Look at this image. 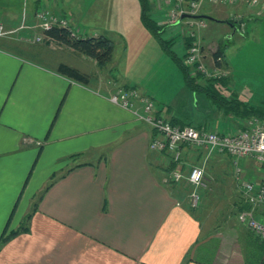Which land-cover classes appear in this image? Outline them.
I'll use <instances>...</instances> for the list:
<instances>
[{"label":"crops","instance_id":"obj_1","mask_svg":"<svg viewBox=\"0 0 264 264\" xmlns=\"http://www.w3.org/2000/svg\"><path fill=\"white\" fill-rule=\"evenodd\" d=\"M59 3L50 0L45 6L35 0L23 17L6 8L0 13V22L12 31L0 38V237L7 226L6 234L18 230L31 214L26 231L0 241V264H244L245 235L255 236L236 228L215 232L216 224L206 225L201 212L190 211L173 189L175 184L164 182L170 171L168 157L148 150L149 127L137 120L133 110L108 98L116 89L131 87L150 97L167 117L180 120L198 115L199 105L187 115L181 98L170 106L156 103L154 90L144 81L148 71L129 76L112 40L107 71V66L99 70L93 60L55 42H35L40 34L35 13L41 4L68 20L75 37L86 36L82 15L72 13L69 3ZM149 5L150 19L161 26ZM213 7L217 9L208 16L213 21L206 20L199 40L208 38L216 48L232 41L239 44L244 21L264 14L245 2ZM139 10L134 7L138 24ZM161 37L172 41L177 56L182 53L177 32L165 27ZM54 45L88 63L87 69L72 59L54 65L48 54ZM223 60L219 68L210 62L206 65L225 78L217 84L218 90L226 91L224 97L236 96L234 73L238 71ZM59 64L89 79L80 83L67 78L57 71ZM182 91L186 94L184 85ZM139 108L135 103L134 109ZM200 118L202 126L219 132L241 128L245 121L231 116L233 120L223 124ZM189 152L181 157L183 175L188 171ZM247 163L245 171L251 173ZM250 175L258 179L260 173Z\"/></svg>","mask_w":264,"mask_h":264},{"label":"rangeland","instance_id":"obj_2","mask_svg":"<svg viewBox=\"0 0 264 264\" xmlns=\"http://www.w3.org/2000/svg\"><path fill=\"white\" fill-rule=\"evenodd\" d=\"M34 1L0 0V13L3 8H6L14 12L17 11L21 14L20 17H23V12L24 14L28 12ZM60 1V6H67L69 3L72 13L75 11L82 15L83 21L81 23L86 27V36L81 35L80 37L103 35L113 41L115 51L121 58L120 62L124 65V69H126V73L129 76L140 77L148 71L144 81L149 82L152 87L151 90H154L156 103L170 106V104L172 105L175 102V99L178 98L179 101L181 98L182 104L186 105V107L183 106L182 111L187 115L194 114L198 104V111H200L198 115H194L191 118L190 123L192 124H201V116L223 124L225 122L229 123V119L233 120L230 116H224V114H219V112L210 109V105L207 107L206 104L208 103L201 92L186 91V95L182 91L183 80H181L182 76L179 69L175 64L173 65L154 37L133 19L134 7L136 6V11L139 8L138 0ZM39 2L46 6L50 0H39ZM24 4L27 6H24ZM215 9L217 8L203 5L199 12L205 13V16H210L214 14ZM18 21H21V18ZM241 33L239 37L240 43L237 44L232 41L224 50L225 59L230 65L233 63V67L238 71L237 74L234 73L237 78L234 92L237 94L238 100L243 103L247 101L249 106L261 108L264 112V14L244 21L241 26ZM42 43V45L46 44L45 42ZM34 46L38 47L40 45ZM200 46L204 54V63L205 65L209 64L210 55L216 49V44L213 41L210 42L208 38L202 37ZM64 50L63 47H58V45H54L49 50L51 53L48 52V54L52 56L54 65L61 62V60L72 59L71 62L83 64L87 69L88 63L80 62L79 57H70ZM46 52H44V55L47 54ZM109 67L110 64L107 65L105 71ZM206 68L211 74V68H208V66ZM104 75L105 72H103V77ZM164 77L168 80H163ZM219 92L222 96L227 95L224 90H219ZM202 112L213 113L205 116L200 114ZM218 129L221 128L218 127ZM212 130L216 129L212 128ZM187 159L189 161L188 168L198 165L203 166L202 186L197 188L198 204L191 211L195 213L201 212V216L205 217L206 225L211 222L213 226L216 224L213 229L215 232L222 228L230 230L236 228L240 232H245L246 230L240 228L235 221L240 193L233 181V169L229 158L226 155H210L205 159V156L197 155L196 152L190 151ZM246 173L248 174L245 171ZM173 186L184 201V205L188 206V193L191 191L188 184L185 181H181Z\"/></svg>","mask_w":264,"mask_h":264},{"label":"built area","instance_id":"obj_3","mask_svg":"<svg viewBox=\"0 0 264 264\" xmlns=\"http://www.w3.org/2000/svg\"><path fill=\"white\" fill-rule=\"evenodd\" d=\"M156 10L161 23L173 29L181 37L190 40L185 51L183 64L190 70V75L200 74L203 78L219 77L220 72L207 71L204 54L200 46L199 31L207 26L204 18H198L203 5L227 6L238 2H245L250 8H257L264 12V0H148ZM184 16L183 18H180ZM36 29L40 34L35 42L54 43L47 36L52 28L68 29L72 35V26L63 17H57L44 6L35 13ZM24 27V26H23ZM12 31L6 30L0 22V38ZM212 54V53H211ZM211 58V55H210ZM210 63L213 66L211 58ZM214 67V66H213ZM109 102L123 109L133 110L138 121L144 123L152 132L148 150L157 154H166L175 166L167 173L165 183H179L185 181L191 191L188 193V207L196 208L198 204L197 188L202 186L203 166H191L186 175L181 169L182 154L188 151L201 155H226L232 165L234 184L240 193L245 209L235 214V221L245 230L252 233L260 242L264 243V120L250 117L245 119L241 128L225 131L195 129L191 126L171 125L163 111L158 110L153 100L139 94L134 89H116L108 98ZM135 103L140 105L139 111ZM257 175L245 176L248 163ZM252 171V172H253ZM251 172V174H252Z\"/></svg>","mask_w":264,"mask_h":264},{"label":"trees","instance_id":"obj_4","mask_svg":"<svg viewBox=\"0 0 264 264\" xmlns=\"http://www.w3.org/2000/svg\"><path fill=\"white\" fill-rule=\"evenodd\" d=\"M138 2L140 8L139 20L142 27L154 37L157 44L161 47V49L166 53V55H168V57L173 61V63L179 69L183 79V85L186 91L201 92L204 96L203 98L214 106V110L221 114H224V116H230V117L232 116L236 118L238 121H242L250 117H255L257 119L264 120V112L261 108L247 106L246 104L239 101L235 95H232L230 97H224L219 93L218 90L219 86L217 84L220 83L222 80H224L225 79L224 77L219 76V77L203 78V76H201L200 74H197L194 77L191 76L190 70L187 67H185L183 64L185 51L187 49V46L189 45L190 40L186 37H182L181 40L182 53L179 56H177L171 50L172 41L163 39L161 37L162 34L164 33L165 26L163 24L160 26L159 23H156L150 19V15H149L150 2L148 0H138ZM202 16L203 15L199 14L198 18H203ZM225 23H230V22L226 21ZM233 24L231 23L232 25L231 27H234ZM47 36L52 38V40L56 44L62 45L72 50L73 52H76L82 56H85L93 60L95 62L96 67L99 70L106 67L111 60L113 43L109 38L103 35H96L90 37H80V36L75 37L68 29L52 28L49 31H47ZM226 46L227 44L224 43L219 44L217 48L212 52L211 58L213 60V66L215 68H219L224 64L223 59H224V50ZM57 71L60 74L76 82L85 83L89 79L87 76L80 74L77 70L63 64L58 65ZM122 89L127 90L133 88L123 87ZM164 114L166 115L165 112ZM167 119L169 123L174 126H179V127L191 126L194 127L195 129L210 130L208 127H204L201 124L190 123L191 121L189 120V118L180 120L177 117H167ZM162 155L168 157L166 154H162ZM197 155H201V154L197 153ZM174 166L175 164L170 162L168 169L171 170ZM250 174L251 173L248 174L246 173L245 176L249 177L251 176ZM245 208L246 205L242 202V199L240 197L237 203L236 212ZM30 216L31 214H28L26 216L22 226L18 230L10 231L8 232V234H6L8 229L7 226L2 236L0 237V241L5 242L11 239L12 237L16 236L20 232L26 231L27 230L26 223L30 219ZM245 236H246L245 246L243 247V254L245 256L244 264H264V243L260 242L256 237L251 238L250 234H246Z\"/></svg>","mask_w":264,"mask_h":264},{"label":"water","instance_id":"obj_5","mask_svg":"<svg viewBox=\"0 0 264 264\" xmlns=\"http://www.w3.org/2000/svg\"><path fill=\"white\" fill-rule=\"evenodd\" d=\"M184 16H181L180 18H183ZM204 19H206V20H212L213 21V19L212 18H210V17H206V16H202Z\"/></svg>","mask_w":264,"mask_h":264}]
</instances>
